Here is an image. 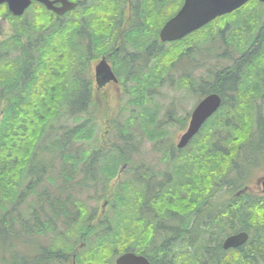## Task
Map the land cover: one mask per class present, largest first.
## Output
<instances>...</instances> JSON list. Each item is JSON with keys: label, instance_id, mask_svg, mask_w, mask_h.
<instances>
[{"label": "trees", "instance_id": "1", "mask_svg": "<svg viewBox=\"0 0 264 264\" xmlns=\"http://www.w3.org/2000/svg\"><path fill=\"white\" fill-rule=\"evenodd\" d=\"M75 1L64 16L36 1L21 16L0 5L14 31L0 38L6 264H62L72 254L79 264H114L129 250L152 264H264V196H233L264 168V2L251 0L164 44L158 32L182 0H147L139 32L127 34L147 57L114 66L130 111L122 107L100 140L88 60L98 44L111 48L104 42L117 35L123 0ZM165 86L222 97L183 149L167 125L186 115L174 102L164 110ZM144 142L160 154L157 165L144 158ZM93 199H104L111 213L98 214ZM240 231L249 240L224 249V239Z\"/></svg>", "mask_w": 264, "mask_h": 264}, {"label": "water", "instance_id": "2", "mask_svg": "<svg viewBox=\"0 0 264 264\" xmlns=\"http://www.w3.org/2000/svg\"><path fill=\"white\" fill-rule=\"evenodd\" d=\"M33 1L44 4L48 10L63 15L74 9L77 2L72 0H0V5L7 4L9 11L15 16H21L32 5ZM250 0H185L180 10L170 18L160 31V38L165 42L177 41L188 34H191L217 17L231 13L240 8ZM264 2V0H258ZM60 3L61 5H57ZM96 81L99 86L109 81L118 82V77L106 60H102L96 66ZM222 105V97L218 93H210L203 98L193 109L189 125L186 131L180 136L177 143L178 148L186 147L197 135L202 125L215 114ZM264 187V177L259 180ZM249 240L247 231H240L229 235L223 242V248H236L244 245ZM78 264L76 255H73V262ZM116 264H150L149 260L133 252H127L116 259Z\"/></svg>", "mask_w": 264, "mask_h": 264}, {"label": "flooded vegetation", "instance_id": "3", "mask_svg": "<svg viewBox=\"0 0 264 264\" xmlns=\"http://www.w3.org/2000/svg\"><path fill=\"white\" fill-rule=\"evenodd\" d=\"M72 1L76 2L75 0H72ZM184 1L185 0H182L181 6L174 12V14H172L169 17V19L172 18L180 10ZM250 1H248V2H250ZM146 2H147V0H123L122 1V11L117 15V18H116V21H117L116 28L117 29H114V30H117V35L113 36V37L111 36L112 38L109 37V39H107L104 42V43H107L108 41H110L112 44L111 48H105L104 49L103 48L104 46L102 44H98L96 50L94 48H92L93 51H90L91 54L89 56L88 65H90L92 68L93 84H94L93 92H94V94H98L101 92L102 95H105V94L110 95V93L112 92L113 89L116 90L118 92V94L121 93L125 89L124 86L126 85L125 84L126 81L124 82L123 77L122 78L118 77L116 71L114 70L115 63L116 62L120 63L123 61L126 64H133V63L136 64V63H141L142 57H147L146 54H143L141 52V50L137 48V46L134 42V39H132L133 36H127V34H137L139 32V29H138V27H136V25L139 23L138 22L139 18L142 21V15L145 14L144 9L146 6ZM246 4H244L243 6H245ZM57 5H61V4L57 3ZM243 6H241V7H243ZM240 8H238V9H236L233 12L228 13V14L235 13ZM70 11H68V12H70ZM68 12H66L63 15H59V16H64ZM225 15H227V14H225ZM220 17H222V16H220ZM217 18H219V17H217ZM167 21H165V23ZM164 24L162 25V27L164 26ZM162 27L160 28V30L158 32V40L164 44L170 43V42H165V41L161 40L160 31H161ZM99 49H102L103 51L101 52ZM95 51H97V52H95ZM102 60H106L108 62V64L112 67L113 71L115 72V74L117 75V77L119 79L118 82L109 81L103 86H99V84L96 82L95 68ZM184 93L188 94V92H184ZM194 94L199 96L197 93H194ZM205 97H206V94H203L202 97H200L198 103ZM189 121H190V119H189ZM204 124H203V126H204ZM202 127H201V129H202ZM259 164H260V162H259ZM258 170H263V169L257 168V170H254L252 173V177H254V175L256 176V173L258 172ZM263 177H264L263 175L260 176L258 178V180H261ZM246 193L257 195V196H264V187L262 186L261 183H258V185L255 187V189L253 187H251L250 185H248L244 189L236 192L233 196H241V195L246 194ZM230 198H232V197H230ZM106 206H107V202L105 201L102 205L101 214L105 213ZM127 252H133L137 255L144 256L149 260V263L152 264L151 259L145 253L129 250V251L123 252L122 254L127 253ZM122 254H120V255H122ZM73 255H75V254H72L70 261H67L68 263L66 262L67 264H71L73 262ZM120 255H118V257ZM116 259L114 262L115 264H116ZM76 261H77V259H76ZM77 263H78V261H77Z\"/></svg>", "mask_w": 264, "mask_h": 264}, {"label": "rangeland", "instance_id": "4", "mask_svg": "<svg viewBox=\"0 0 264 264\" xmlns=\"http://www.w3.org/2000/svg\"><path fill=\"white\" fill-rule=\"evenodd\" d=\"M13 32L14 31L12 30V27H11L9 20L6 19L5 17H1L0 18V38H6L8 36H11L13 34ZM197 72L198 73L202 72V70H198ZM129 86L130 85H128V88H129ZM124 88L127 89L126 86H124ZM160 92L161 93L158 95V100L162 104V106L164 107V110H165V108H166L165 106L167 104H169V103L171 104L174 102L175 107L177 108V110H179V114H182L183 117H184V115H186L185 120H184V118L181 117L182 118L181 120L182 121L184 120L183 124L178 123L177 125H175L172 123V124L167 125V127L170 131L171 141H173L174 144H177L180 136L186 131V129L189 125V119L191 117L192 111H193L194 107L198 104L200 97L197 96L196 94H194V92H189L188 94H185L184 90L176 91L174 89L169 88L168 86H165L163 88V90ZM95 97L98 100L99 106H100L98 115L96 117H97V122H98V126H99L98 136L101 140L102 136L104 138H106V136L109 133L108 130L110 131L112 129V123H111L112 120H114V118H117V116L120 114V110L122 109V107L127 106L128 97L125 95L124 90L118 94V92L114 89L112 90L110 95H108V94L102 95V93L100 92L98 94H95ZM127 107H128V109H126V112H124V114H127L128 113L127 111H130L129 106H127ZM162 114H164V111ZM123 117H124V115H123ZM161 117H162V115H161ZM109 134H111V133H109ZM109 137H111V135H109ZM107 138H108V136H107ZM107 138H106V140H107ZM110 143L111 142H106V144H104V146L110 147ZM152 148H153L152 143H150V142H144L143 143L142 153H143L144 158H147V160H148L147 162L149 163L148 165H150V166L157 165L158 164V158L160 157V154L154 153L152 151ZM163 149H164V147H163ZM142 153H141V156H142ZM161 153H163V150ZM136 159L138 161H140L138 156L136 157ZM126 166H127L126 164L121 166V169H120L121 172L126 168ZM159 167H163V165L159 166ZM262 175L264 176V168H263V170H258V172L256 173V176L254 175V177L252 179V183L250 184V186L255 189V187L259 183L258 178ZM124 178H125V175H123V179ZM119 180H121V179L116 178L115 180H113L111 183V186L114 187ZM104 202H105L104 199H102L99 202L95 201L93 199V201H91L90 204H92L93 207H97V210H99L97 212H98V214H100L102 211V205ZM110 208L111 207H109V205L106 206V211L104 213L105 216H106V214L108 215L111 213ZM0 243H1V239H0ZM10 256H11L10 251H6L5 260H4V258L2 256V252L0 250V264L9 263ZM60 263H62V262H60ZM67 263L65 262L62 264H67ZM10 264H12V261Z\"/></svg>", "mask_w": 264, "mask_h": 264}, {"label": "bare ground", "instance_id": "5", "mask_svg": "<svg viewBox=\"0 0 264 264\" xmlns=\"http://www.w3.org/2000/svg\"><path fill=\"white\" fill-rule=\"evenodd\" d=\"M258 98H259V97H258ZM212 116H213V115H212ZM212 116H211V117H212ZM211 117H210V118H211ZM210 118H208V119H210ZM208 119L206 120V122L208 121ZM202 126H203V125H202ZM142 187H143V186H142ZM142 187H141V188H142ZM192 207H193V206H192ZM136 208H137V207H136ZM208 262H209V261H208Z\"/></svg>", "mask_w": 264, "mask_h": 264}]
</instances>
